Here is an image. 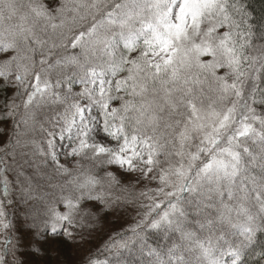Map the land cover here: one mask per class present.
<instances>
[{"label":"snow or ice","instance_id":"snow-or-ice-1","mask_svg":"<svg viewBox=\"0 0 264 264\" xmlns=\"http://www.w3.org/2000/svg\"><path fill=\"white\" fill-rule=\"evenodd\" d=\"M0 57V264L129 207L79 264H264V8L0 0Z\"/></svg>","mask_w":264,"mask_h":264},{"label":"trees","instance_id":"trees-1","mask_svg":"<svg viewBox=\"0 0 264 264\" xmlns=\"http://www.w3.org/2000/svg\"><path fill=\"white\" fill-rule=\"evenodd\" d=\"M249 3L254 9V14H259L262 8H264V0H249ZM2 58V57H1ZM14 89H8L7 92L3 90L2 81H0V101H2L6 95L10 96ZM0 127H7V125H0ZM93 212H99V208H93ZM136 216L135 211L129 207L127 212L123 214L110 212H99V219L95 221L96 230L92 233L90 243L80 244L78 238L68 240L64 237H60L52 245V256L50 264H79L80 260L87 253L90 248H94L103 240L107 239V236L121 227H127L129 223L134 221ZM150 235L149 243L153 240L160 238L159 234ZM24 253V257L31 261V264H48V259L37 260L36 257L27 254V251L21 249Z\"/></svg>","mask_w":264,"mask_h":264},{"label":"rangeland","instance_id":"rangeland-1","mask_svg":"<svg viewBox=\"0 0 264 264\" xmlns=\"http://www.w3.org/2000/svg\"><path fill=\"white\" fill-rule=\"evenodd\" d=\"M1 58V57H0Z\"/></svg>","mask_w":264,"mask_h":264}]
</instances>
